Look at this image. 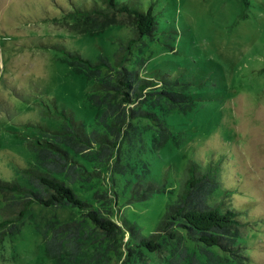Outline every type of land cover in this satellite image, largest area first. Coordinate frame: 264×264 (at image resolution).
<instances>
[{"label":"rangeland","instance_id":"rangeland-1","mask_svg":"<svg viewBox=\"0 0 264 264\" xmlns=\"http://www.w3.org/2000/svg\"><path fill=\"white\" fill-rule=\"evenodd\" d=\"M124 1L143 7L153 3L158 16L153 38L135 45L126 65L140 75L165 72L187 82L195 104L169 117L176 139L152 153L149 176L159 191L135 200L127 190L119 196L121 207L111 206L108 212L100 206L101 215L124 231L123 240L103 259L106 264L126 259L132 239L123 220L143 235L156 228L192 160L202 171L214 167L211 175L218 186L208 202L226 200L247 222L235 264H264V0ZM92 2L100 5V0H0V179L27 185L21 172L36 163L29 142L43 138L46 127L60 129L63 109L87 132L97 129V109L88 100L91 80L73 69L66 51L92 61L102 56L114 64V54L132 36L134 24L129 16H115L114 25L88 33L90 25L77 23L66 11ZM40 41L52 45L43 48ZM88 150L79 148L80 154ZM102 186L93 180L78 192L92 199ZM80 217L77 207L33 204L20 230L0 237V264H55L45 253L47 224ZM46 231L50 236V228ZM166 254L161 246L155 259Z\"/></svg>","mask_w":264,"mask_h":264},{"label":"trees","instance_id":"trees-1","mask_svg":"<svg viewBox=\"0 0 264 264\" xmlns=\"http://www.w3.org/2000/svg\"><path fill=\"white\" fill-rule=\"evenodd\" d=\"M66 14L77 23H88L91 34L114 25L115 16H129L133 34L115 52L114 64L102 56L92 61L78 51H66L73 69L91 80L88 100L97 109V129L87 132L82 122L63 109L60 129L46 127L43 138L30 140L36 163L21 172L27 185L0 179V237L7 231L18 232L33 204L77 207L80 218L47 224L51 233L48 236L44 231L46 255L55 264H106L103 256L123 240L124 231L113 219L101 215L100 206L108 212L111 206L121 207L119 196L127 190L135 200L159 191L149 176L152 153L165 147L173 136L176 139L169 117L191 110L195 103L187 82L165 72L140 75L138 69L126 65L131 49L146 37L152 39L158 28L153 3L143 7L124 0H100V5L74 6ZM50 45L39 42L43 48ZM79 148L89 149L88 153L80 154ZM213 168L206 165L202 171L189 160L176 197L148 235L123 220L132 240L127 241L122 264H235L242 243L240 234L247 222L226 200L213 205L208 202L218 186L211 175ZM108 170L112 173L101 179L100 174ZM93 180L103 186L92 193V199L83 198L78 188ZM95 201L99 207L93 206ZM94 228L101 235L93 232ZM101 240L106 242L104 246ZM161 246L167 254L156 260Z\"/></svg>","mask_w":264,"mask_h":264}]
</instances>
